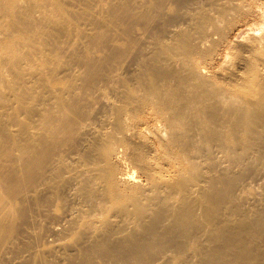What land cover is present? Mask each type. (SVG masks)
<instances>
[{"label": "bare ground", "instance_id": "6f19581e", "mask_svg": "<svg viewBox=\"0 0 264 264\" xmlns=\"http://www.w3.org/2000/svg\"><path fill=\"white\" fill-rule=\"evenodd\" d=\"M0 264H264V0H0Z\"/></svg>", "mask_w": 264, "mask_h": 264}, {"label": "rangeland", "instance_id": "374dc122", "mask_svg": "<svg viewBox=\"0 0 264 264\" xmlns=\"http://www.w3.org/2000/svg\"><path fill=\"white\" fill-rule=\"evenodd\" d=\"M224 52H226L227 53V50L226 51H224ZM226 53H223V55L225 54L226 55ZM229 55H226V56H224V57H228ZM231 57V56H230ZM230 57H228V58H230ZM225 59V58H224ZM223 62V61H222ZM50 225H51V223H50ZM44 228H45V230L46 231H48V229L50 228L49 227V225H47L46 227H45V225H44ZM55 239V237H54V235H51V234H49V233H47V235H46V238H45V240L46 241H52V240H54Z\"/></svg>", "mask_w": 264, "mask_h": 264}]
</instances>
